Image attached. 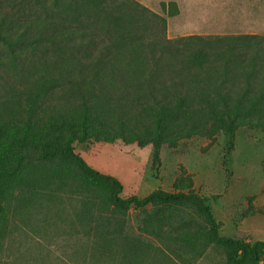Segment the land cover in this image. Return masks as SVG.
I'll use <instances>...</instances> for the list:
<instances>
[{"label":"trees","instance_id":"trees-1","mask_svg":"<svg viewBox=\"0 0 264 264\" xmlns=\"http://www.w3.org/2000/svg\"><path fill=\"white\" fill-rule=\"evenodd\" d=\"M10 9L0 19V78L13 77L20 93L0 102V240L9 217L54 186L81 199L77 219L101 242L123 237L131 210L153 235L190 217L198 228L178 240L214 245L230 264H264V241L220 235L191 175L173 193L123 198L122 183L74 148L151 145L158 162L163 145L222 133L228 154L240 128L264 131V36L168 39L166 19L135 0H13Z\"/></svg>","mask_w":264,"mask_h":264},{"label":"rangeland","instance_id":"rangeland-1","mask_svg":"<svg viewBox=\"0 0 264 264\" xmlns=\"http://www.w3.org/2000/svg\"><path fill=\"white\" fill-rule=\"evenodd\" d=\"M12 1L0 0V19L10 13ZM135 1L166 19L168 39L264 36V0ZM171 3L178 9L175 16L169 15ZM1 55L3 50L4 62ZM17 90L13 77L6 83L0 78V102L11 92L19 94ZM228 143L222 133L195 136L176 148L163 145L158 162L151 145L90 140L74 148L92 168L122 183L123 198H144L159 189L173 193L176 180L191 175L193 190L207 199L220 235L245 243L264 241V131L240 128L227 154ZM53 188L9 217L0 240V264H230L214 245L204 248L199 241L193 247L177 239L198 228L200 220L190 217L183 218L188 227L179 219L175 228L164 227L153 235L140 228L141 217L131 210L123 237L101 242L91 233V223L77 219L81 199Z\"/></svg>","mask_w":264,"mask_h":264}]
</instances>
